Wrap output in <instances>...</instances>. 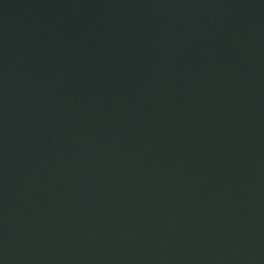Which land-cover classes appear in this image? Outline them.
<instances>
[{
	"label": "water",
	"instance_id": "water-1",
	"mask_svg": "<svg viewBox=\"0 0 264 264\" xmlns=\"http://www.w3.org/2000/svg\"><path fill=\"white\" fill-rule=\"evenodd\" d=\"M0 264H264V0H0Z\"/></svg>",
	"mask_w": 264,
	"mask_h": 264
}]
</instances>
